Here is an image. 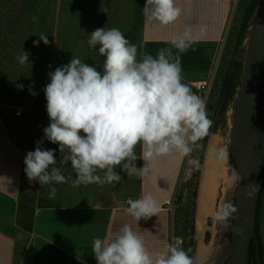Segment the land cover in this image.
Returning a JSON list of instances; mask_svg holds the SVG:
<instances>
[{
    "label": "clouds",
    "instance_id": "clouds-1",
    "mask_svg": "<svg viewBox=\"0 0 264 264\" xmlns=\"http://www.w3.org/2000/svg\"><path fill=\"white\" fill-rule=\"evenodd\" d=\"M143 13L153 23L168 26L180 17L181 8L176 0H146ZM32 20L35 22L36 17ZM38 35L34 46L40 41L49 44L47 35ZM87 42L104 57L102 71L73 57L47 74L50 82L43 91L50 122L43 128L44 137L36 141L35 150L25 155L28 181L49 186L47 196L55 199V185L115 187L122 180L116 168L129 179L141 178L150 173L152 161L165 156L187 158L185 180L190 179L202 167L192 153L202 147L200 142L213 124L205 100L183 82L181 75V55L194 43L191 29L186 27L182 34L172 36L170 47L160 48L155 57L140 53L117 28H97L89 33ZM29 55L22 50L17 56L21 66L29 62ZM15 87L20 91L25 85ZM27 87L35 97L34 84ZM44 140L58 145L59 162L56 149L44 148ZM228 156L221 149L215 158L224 162ZM138 159L145 162L143 167L136 166ZM69 162L75 178L65 175ZM240 179L233 170L232 180ZM126 204L124 211L137 222L160 212V203L151 192L138 199L128 198ZM237 212L233 203H222L210 217L211 222L227 229ZM182 244L181 237H174L163 250L150 252L143 237L124 225L112 238H94L92 252L97 264H194Z\"/></svg>",
    "mask_w": 264,
    "mask_h": 264
},
{
    "label": "rangeland",
    "instance_id": "rangeland-1",
    "mask_svg": "<svg viewBox=\"0 0 264 264\" xmlns=\"http://www.w3.org/2000/svg\"><path fill=\"white\" fill-rule=\"evenodd\" d=\"M250 0H238L233 13L230 26L222 43L220 57V68L216 73L215 84L208 97L209 89L205 92L206 111L213 113L217 106L219 97L223 93L224 76L229 73V64L233 57L243 56L246 49V42L250 32V26L245 28L243 22L246 18V9ZM100 0H95L98 4ZM100 9L92 8L86 0H0V109L7 115V127L13 141L25 152L35 150L36 141L44 137L43 128L48 126L49 117L46 111V99L43 88L50 82L48 73L57 67L70 62L73 57L80 58L85 63L97 67L102 71L104 57H101L96 50L88 45L89 33L97 28L105 29L117 28L122 31V22H109L105 19V13ZM116 12V9H115ZM36 17V21L32 17ZM126 32L125 37L130 43L137 45L134 41L133 32ZM37 34V35H36ZM38 34L47 35L49 44L45 45L40 41L38 46H34V41L39 40ZM138 47V45H137ZM23 51H27L29 62L21 66L17 56ZM139 58V57H138ZM51 65V67H49ZM16 84H23L25 88L18 91ZM34 84L35 97L30 95L28 85ZM216 96V97H215ZM235 95L231 102L228 112L218 123L217 129L222 133L223 140L229 145L232 127V113L235 102ZM17 110H22L18 115ZM208 114V118H209ZM210 119V118H209ZM212 133V132H211ZM211 134L208 138V143ZM203 145V140L200 142ZM207 143V147H208ZM43 147L46 149H56L55 156L57 161L60 159L58 145L44 140ZM206 147V150H207ZM202 155V147L193 151L192 156L201 162V169L193 172L187 185L185 180V169L187 168V158H181L179 162L173 161V156H165L151 162V171L141 178H127V174L120 168L115 170L121 175L122 180L115 187L110 185L90 184L72 188L70 184L55 185L57 192L82 193L85 197H99L106 203L128 198L138 199L143 187L146 185L149 191H154L155 186H168L171 184L173 189L170 204L174 219V237L183 239L182 248L190 254L191 244L196 246L195 264L197 259V218H198V198L201 187V176L204 167L205 155ZM139 156L141 148L136 147ZM136 166L143 167L144 161L138 159ZM233 172V169H231ZM65 175H72L70 162L65 168ZM102 175V174H101ZM163 176L171 179H162ZM188 181V182H189ZM165 184V185H164ZM187 185V186H186ZM42 188V189H41ZM232 186L226 189L223 186L214 198L212 208L206 215H212L217 207L227 202L228 193ZM49 191V186L41 187L38 182H29L27 177L24 180L22 195L32 202L38 191ZM198 191L197 196L195 192ZM168 193L167 190L164 191ZM164 192L162 195L164 196ZM72 197V195L70 196ZM52 201V200H51ZM195 208V210H194ZM220 228V223H217ZM221 231V228H220ZM220 233L217 235V240ZM264 254V180L262 194L259 204L257 235ZM216 249L211 251L214 255Z\"/></svg>",
    "mask_w": 264,
    "mask_h": 264
},
{
    "label": "crops",
    "instance_id": "crops-1",
    "mask_svg": "<svg viewBox=\"0 0 264 264\" xmlns=\"http://www.w3.org/2000/svg\"><path fill=\"white\" fill-rule=\"evenodd\" d=\"M94 1L86 0L92 8L101 7L109 22L125 23L122 33L133 32L138 51L154 57L160 48L170 47L168 41L172 36L190 28L194 43L181 55V75L191 89L195 83L210 79L209 97L238 0H176L181 15L168 26L147 19L143 13L146 0H100L98 4ZM202 95L208 98L205 92ZM7 115L11 116L0 109V264H97L92 252L93 239L112 238L124 225L143 237L150 252L161 251L172 242L171 184L168 188L155 186L154 191L143 187L138 198L151 192L160 203L158 215L147 221L137 222L127 214V200L123 199L106 203L102 198H87L73 192L69 197L57 192L55 199H49V191L40 190L29 202L22 195L25 152L10 136Z\"/></svg>",
    "mask_w": 264,
    "mask_h": 264
},
{
    "label": "water",
    "instance_id": "water-1",
    "mask_svg": "<svg viewBox=\"0 0 264 264\" xmlns=\"http://www.w3.org/2000/svg\"><path fill=\"white\" fill-rule=\"evenodd\" d=\"M248 24L245 52L231 65L217 113L218 118L225 116L236 96L229 159L241 179L233 181L227 202L233 203L238 212L227 229L221 224L218 246L209 264H250L257 235L264 180V0H259ZM211 216L207 217L210 225ZM259 262L264 264L260 251Z\"/></svg>",
    "mask_w": 264,
    "mask_h": 264
},
{
    "label": "bare ground",
    "instance_id": "bare-ground-1",
    "mask_svg": "<svg viewBox=\"0 0 264 264\" xmlns=\"http://www.w3.org/2000/svg\"><path fill=\"white\" fill-rule=\"evenodd\" d=\"M226 150L229 154V145L223 140L222 133L219 129L212 131L208 147L206 150L204 167L201 176V187L198 198V218H197V259L198 264H209L212 257L211 251L218 246L217 235L220 228L217 223L211 225L206 221V215L212 208L215 196L223 186L226 189L232 186V170L230 159L224 162L216 160V154L219 150ZM171 157V156H170ZM175 161H180V157L173 156ZM234 170V169H233ZM206 231H210L208 236Z\"/></svg>",
    "mask_w": 264,
    "mask_h": 264
},
{
    "label": "trees",
    "instance_id": "trees-1",
    "mask_svg": "<svg viewBox=\"0 0 264 264\" xmlns=\"http://www.w3.org/2000/svg\"><path fill=\"white\" fill-rule=\"evenodd\" d=\"M258 2H259V0H250L249 3H248V7L246 9V18H245V21L243 22L245 28H247V29L249 27L248 20H249L251 14L253 13V11L255 10ZM234 59H235V56L233 57V60L230 61L229 69H228L229 72H230V68H231V65H232ZM228 74H226L224 76L223 91L225 89V85H226V81H227ZM221 97H222V95L219 97L220 100H221ZM220 100L218 101L217 106L214 107V110L215 111L212 114L211 113H208V114H210L209 115V118H210V120L213 121V124H212V126L210 128L209 134L203 139V145H202V151H201L202 155H204V153H205V150H206V147H207V143H208L209 135L211 134V132L213 130L217 129L218 123L221 120V118H218V116H217V113H218V110H219ZM189 180L190 179H188V181ZM188 181H187L186 184L187 185L191 184L190 183L191 181H189V182ZM197 194H198V191L195 192V195L196 196H197ZM194 210H195V208H194ZM259 244L261 245L259 239L257 237H255V239L253 241V245H252V255H251V259H250V264H260V262H259V251H261V253H263V246L260 249L259 248ZM195 250H196V246H195L194 243H192L191 244V247H190V254H189V256L192 257V259L194 261V264H195ZM262 260L264 262V254H262Z\"/></svg>",
    "mask_w": 264,
    "mask_h": 264
},
{
    "label": "built area",
    "instance_id": "built-area-1",
    "mask_svg": "<svg viewBox=\"0 0 264 264\" xmlns=\"http://www.w3.org/2000/svg\"><path fill=\"white\" fill-rule=\"evenodd\" d=\"M210 85H211L210 79H204L199 81L198 83H195L193 85L192 91L204 99L202 93L206 92L209 89ZM16 113H19L18 115H21L22 110H17Z\"/></svg>",
    "mask_w": 264,
    "mask_h": 264
}]
</instances>
